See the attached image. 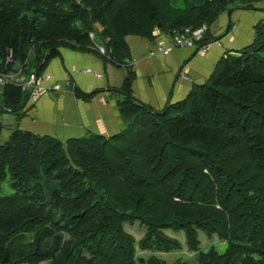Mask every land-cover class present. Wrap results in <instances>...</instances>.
Masks as SVG:
<instances>
[{
    "label": "trees",
    "instance_id": "16d2710c",
    "mask_svg": "<svg viewBox=\"0 0 264 264\" xmlns=\"http://www.w3.org/2000/svg\"><path fill=\"white\" fill-rule=\"evenodd\" d=\"M263 4L0 0V73L38 76L61 47L91 50L90 34L120 66L127 36L174 38L236 9L264 13ZM209 29L201 45L214 39ZM134 79L128 70L117 89L123 127L115 135L62 142L16 128L0 144V189L9 176L13 190L0 196V264H189L181 254L167 261L182 249L167 232L183 233L193 264H264V23L160 110L133 97ZM0 97L1 112L20 120L26 95L7 84ZM136 222L145 227L138 241L124 229ZM199 232L224 242V253L201 251Z\"/></svg>",
    "mask_w": 264,
    "mask_h": 264
},
{
    "label": "crops",
    "instance_id": "0c3cea01",
    "mask_svg": "<svg viewBox=\"0 0 264 264\" xmlns=\"http://www.w3.org/2000/svg\"><path fill=\"white\" fill-rule=\"evenodd\" d=\"M260 5H256V8ZM264 4L262 5V7ZM262 11L236 9L225 13L211 25L209 34L214 38L204 54L191 48L172 49L167 55H151L153 41L137 36L125 37L129 60L139 58L136 66L123 70L107 61L95 50L59 48L46 64L41 74L52 77L51 82L62 83L60 92H50L20 111L23 117L14 119L15 127L35 135L51 136L62 142L80 138L87 133L110 137L123 127L117 109L122 99L117 91L129 69L135 79L131 84L132 95L154 110L166 103L183 99L193 84L208 79L218 59L232 54L251 43L254 26L263 21ZM100 30L99 27H97ZM169 42L168 39H166ZM95 43L102 42L95 38ZM90 69L98 73H85ZM185 77L180 76L181 71ZM67 82V84H65ZM97 93L91 97L89 94Z\"/></svg>",
    "mask_w": 264,
    "mask_h": 264
},
{
    "label": "built area",
    "instance_id": "2783aa9c",
    "mask_svg": "<svg viewBox=\"0 0 264 264\" xmlns=\"http://www.w3.org/2000/svg\"><path fill=\"white\" fill-rule=\"evenodd\" d=\"M209 28L205 25H202L196 29H185L182 34L176 35L173 41H170L167 37L163 41L162 39L156 43V49L154 52H151V55L154 54H163L167 55L172 49L177 48H193L198 53L204 54L210 43H205L203 45L200 42L203 39V36L207 32ZM155 37L163 38L158 31L154 32ZM91 39L93 38V34H90ZM164 39V38H163ZM93 50L101 55H105V49L103 45L94 44ZM11 52L9 54L8 61H10ZM108 58V57H107ZM109 59V58H108ZM136 66V61L126 60L124 64L120 65L123 70H127L128 67ZM85 73H93V75L98 76V73L93 72L90 69L84 70ZM185 70L180 72L181 77H185ZM52 77L48 74H41L40 76L31 75L28 79L24 74L18 71H7L0 73V88L4 87L7 84H12L19 87L20 91L24 93L27 97V102L30 104H35V102L42 96L50 93V92H60L62 90V83L59 82H51ZM67 84V82H65Z\"/></svg>",
    "mask_w": 264,
    "mask_h": 264
},
{
    "label": "rangeland",
    "instance_id": "374dc122",
    "mask_svg": "<svg viewBox=\"0 0 264 264\" xmlns=\"http://www.w3.org/2000/svg\"><path fill=\"white\" fill-rule=\"evenodd\" d=\"M264 23V20L262 21ZM167 38L170 41H173V37H168ZM156 49V43H155V47L153 46L152 52H154ZM137 60H139V58H136ZM133 59V60H136ZM136 60V61H137ZM130 71H132L133 69H129ZM126 74V73H125ZM41 74H39L38 76H40ZM30 77V76H29ZM29 77L26 76V78L28 79ZM24 95V93H22ZM122 98L123 95L121 94ZM134 97V96H133ZM135 98V97H134ZM2 101L1 97H0V102ZM26 106H30L28 102L25 103V107ZM24 107V108H25ZM23 108V109H24ZM22 109V110H23ZM14 119L15 116L10 114V113H3L1 112L0 109V122L2 124V131L0 134V144L4 142V140L7 138L8 134L10 132H12L13 130L16 129L15 127V123H14ZM10 177L7 176L6 180L2 183L1 185V189H0V196H8L11 195L13 193V190L10 187ZM51 186L45 187L44 189V193L49 196V189H51ZM124 229L127 233H129L130 235H132L134 237V239L136 241H138L139 239L142 238L144 231H145V227L144 226H140V224L138 222L134 223V224H125L124 225ZM167 234H169L170 236L174 237L176 240H178L181 243L182 249L179 250V252L173 253V255L171 257L167 258V261L172 262L177 258H180V254L184 255L186 259L182 258L183 260L188 261L189 264H193V257L194 255H192V253H189L188 251H186V247H185V243H184V235L182 232L180 233H171V232H167ZM198 238L200 241V249L201 251L205 252L207 251L210 247H214L216 249L217 252L219 253H224L225 249H226V244L222 241H220L215 235L208 238L204 233L199 232L198 233ZM137 255L138 256H148L149 253L148 252H140V250L138 249L137 251ZM156 256H161V257H166L168 256V254H155Z\"/></svg>",
    "mask_w": 264,
    "mask_h": 264
},
{
    "label": "water",
    "instance_id": "95a60500",
    "mask_svg": "<svg viewBox=\"0 0 264 264\" xmlns=\"http://www.w3.org/2000/svg\"><path fill=\"white\" fill-rule=\"evenodd\" d=\"M94 41H95V39H94V36H93V38H92ZM96 44V43H95ZM37 76V75H36Z\"/></svg>",
    "mask_w": 264,
    "mask_h": 264
}]
</instances>
